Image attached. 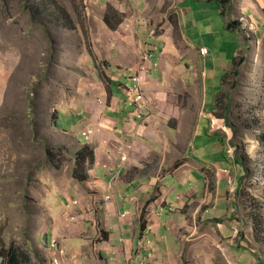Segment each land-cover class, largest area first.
I'll list each match as a JSON object with an SVG mask.
<instances>
[{
    "label": "rangeland",
    "instance_id": "obj_1",
    "mask_svg": "<svg viewBox=\"0 0 264 264\" xmlns=\"http://www.w3.org/2000/svg\"><path fill=\"white\" fill-rule=\"evenodd\" d=\"M135 1L0 0V245L16 247L20 259L28 264H49L48 259L55 255L66 259V255L74 253L64 242L76 234L77 227L86 230L78 232V237L86 236L94 229L93 240L99 241L98 245L113 241L112 238L103 240L110 225L99 210L101 203L98 199L104 188L94 180L97 179L95 174L89 172L96 157L94 145L88 138L83 145L75 139L71 143L53 129L55 111L70 100L69 92L73 88L84 85L87 79L90 82V79L107 77L102 74V66L110 63L111 59L106 57L121 43L117 27L112 24L115 28L112 29L102 18V14L108 11L112 23L123 20L125 30L120 34H124L127 47L120 48V51L125 54L130 50L136 59L141 55L140 64L151 59L152 54L148 50L144 53L145 42L141 41L142 36L135 30L134 23L144 25L145 22L153 36L162 35L165 40L159 52L164 62L162 67L166 70L162 81L167 82L163 106L167 113L172 111L178 117L180 125L175 136L180 143L172 157L167 149L166 161H161L164 162L162 172L169 164L178 166L189 157L188 161L203 168L192 170L189 180L194 184L197 178L203 179L205 173L210 174L213 166L222 183L217 188L220 200L211 213L214 216L211 226L202 220L204 202L201 201L198 202V206L202 205L199 211L180 212L172 219L181 247L175 264H244L254 260L252 257H257L256 264H264V144L259 140L261 131H264V0L259 1L258 7L259 38L248 31L253 25L248 17L249 43L246 47L248 41L244 42L238 52V58H244V62L239 66V75L234 74L236 66L232 67L227 82L221 85V98L218 94L215 98L220 105L215 107L206 104L208 93L202 87L201 75L198 84L185 88L181 71L178 73L182 65L186 66L188 55L195 53L185 45L184 39H189L193 31L199 32L198 28L183 25L181 35L171 26L176 11L181 13L176 5L178 0H138L142 3L140 9L131 6ZM107 2H113L122 10L112 9L110 5L111 9L108 5L105 7ZM244 7L250 10L242 0H227L221 14L238 11L237 17L243 21L246 19L239 11ZM208 42L213 48L212 41ZM169 43L178 46L182 65L173 59ZM236 47L238 44L233 46ZM105 60H108L106 64ZM157 65V62L153 63V66ZM232 83L236 86L233 87ZM140 88L139 83L122 86L126 98L135 100L141 94L139 101L144 103ZM226 102L230 106L228 124H224L222 117ZM199 113L204 114L200 121ZM66 114L70 115V112L64 106L57 123L63 130L71 119H76V116L71 118ZM85 132L83 134L87 135L91 131ZM71 135H74L72 131ZM142 143L145 148L139 145L142 156L136 159L154 161L152 153L147 155L149 142L145 137ZM188 145L190 151L186 153ZM120 157L122 164L127 162L125 166H131L130 156L129 159L127 154ZM116 161L105 160L103 166L111 170ZM172 179L175 180L170 175L168 181ZM230 180L234 186L242 181V186L234 190L236 194L233 195ZM198 195L201 196V192ZM101 197L110 200L112 194L106 191ZM213 198L215 196L210 200ZM251 201L258 210L256 219L250 214ZM229 209L232 213L225 215ZM245 210H248L247 215ZM193 221L194 224H190ZM217 221L223 222L228 232L235 227L229 237L223 238L222 232H216ZM239 221L244 224L240 226ZM233 234L236 235L232 239L234 251L228 242ZM47 237L51 239L50 248L53 242L57 250L46 249ZM219 237L222 238L219 240ZM145 243L154 246L151 239L140 244ZM63 250L70 253H63ZM152 254L149 260L153 264L165 262L164 255L159 258L155 249ZM76 264L81 262L77 260Z\"/></svg>",
    "mask_w": 264,
    "mask_h": 264
},
{
    "label": "crops",
    "instance_id": "obj_2",
    "mask_svg": "<svg viewBox=\"0 0 264 264\" xmlns=\"http://www.w3.org/2000/svg\"><path fill=\"white\" fill-rule=\"evenodd\" d=\"M242 1L250 8V10H247V7L240 8L242 10L239 12L246 19L243 21L237 17L238 11L231 10L230 14L222 15L223 5H221L220 0H178L176 4L181 13L178 10L176 11L177 19L175 18L174 25L171 26L175 27V30L179 31L181 35L183 34V25L199 30V32L193 31V35L189 39H184L185 45L195 51L193 55H188L190 56L189 60L186 58V68L181 64L178 46L169 43L174 54L173 59L182 65L178 73L181 71L180 76L187 86L185 88H192L194 84H198L201 75L202 87L208 93L206 104L213 107H215L217 94L222 91L220 90L221 85L228 80L225 75L229 74L234 66L233 58L237 57L241 46L244 42H247L246 38L249 37L247 32L249 27L248 17L252 19L250 22L253 24L248 31L253 32L259 38L258 7L260 0ZM107 5H110L112 9L122 10L113 2H107L105 7ZM131 6L140 9L142 3L137 0L131 3ZM105 13L106 11L102 14L103 19ZM232 20H237V27H233L235 24L232 27L228 26L229 21ZM199 23L202 26H199ZM112 24L117 27L116 31H118L121 43H118V46L116 45V53L113 52L106 57L108 60L111 59L110 63L107 66H102V74L107 77L101 76L100 78L90 79V82H87V79L84 85L73 88L69 92L70 100L66 104H61L58 110L55 111L56 117L53 129L71 143L75 139L83 145L87 141L86 138H88L89 142L94 145L96 157L93 160L91 169L89 168V172L95 174L94 176L97 179L94 180L103 185L105 190H102V196L106 191L112 194L110 200H103L101 195L98 200L101 203L99 207L101 216L104 218L105 215V218L107 217L109 220L108 224H110L109 228L106 229L107 233H104L103 240L108 241L112 238L113 241L98 245L100 242L93 240V234L96 232L94 229L90 232L87 230L89 234L86 236L78 237L76 235L78 232L82 233L86 230L77 227L74 231L76 234L71 235L69 239H65L64 243L73 249L71 253L74 252L78 255L81 264H153L149 260V256L152 257L153 254L151 255V253L154 249L159 258L164 255L165 262L163 264H175L181 247L179 237L175 234L176 229L173 228L175 225H173L172 219L176 218L177 215L179 216L180 212L183 214L189 210L192 212L199 211L202 205L198 206V202L201 201L204 202V219H201L211 226L213 224L211 220L214 218L211 213L216 202L220 200L217 188L218 186L220 188L222 183L218 179V170L216 171V167L213 166L210 174L206 175L205 173L204 178L199 180L197 178L195 180L196 184H194L192 180H189L192 176V170L201 166L196 162L188 161L189 157H186L182 161L183 163L181 162L182 164L178 166L169 164L170 166L165 168L164 173L162 172L167 149L172 157L176 154V148L180 143L177 135L175 136V130L180 125L179 120L176 119L178 117L168 109L167 113L166 107L163 106L165 102L163 91L167 82L162 81L166 70L162 67L164 62L159 52L165 40L162 35L160 37L153 36L146 27L145 22H143L144 25L132 23L138 34L142 36L141 41L145 42L143 46L144 53L148 50L147 52L152 54L151 59L140 64L141 55L140 57L138 55L136 59L134 52L131 53L129 50L124 54L120 51V48L122 50L127 47V44L123 41L124 34H120L121 30H125L123 20L120 19ZM130 34L134 35L133 33ZM208 40L212 41L213 48H211V42H208ZM168 42H172V40H168ZM237 44L239 47L234 49L233 46ZM202 46L208 48L206 55L199 54ZM214 49H217V51ZM144 53H142V56ZM108 60H105L104 63L106 64ZM137 61L139 62L138 65ZM155 62L158 63L157 66H153ZM91 71H96V68H91ZM126 83L140 84L145 97L144 103L142 101H134L132 104L127 102L126 93L122 89V86ZM101 100H104V102H101ZM64 106L70 112V115L66 114L67 116L71 118L76 116V119L69 121L66 130L57 126ZM161 106L163 109H159ZM138 107H143L141 108L143 112L141 117L135 114ZM206 113L208 114L210 111ZM202 116L204 114L199 113L198 121L201 120ZM87 130L91 132L84 135L83 132ZM71 131L74 134L73 136ZM143 137L149 142L146 146L147 155L152 153L151 159L154 161L148 159L143 162V160L138 161L136 159L142 156L140 148H145L142 143ZM189 151L188 145L186 153ZM117 154L118 156H116ZM126 154L128 159L129 156L131 157L129 160L132 163L131 166L128 165L129 169L125 166L127 162L122 164L120 157ZM161 155L162 157L158 159ZM105 160L107 162L117 160L116 166L112 167L111 170L106 169L103 166L106 163ZM130 169L134 170V173ZM200 169L203 170L202 167ZM128 172L132 174L129 175ZM178 172L183 174H178ZM237 173L240 179L243 180L238 170ZM170 175L175 180L168 181ZM181 175H183V178L180 177ZM138 178L142 179L139 180ZM230 182L231 194H236L234 190H238L242 186V181L236 186H234L233 180H230ZM199 192H201V196L198 195ZM237 194H240V192L238 191ZM96 195L99 194L96 193ZM214 196L215 198L210 200ZM247 212L248 210H245V215H247ZM231 213L229 209V213L227 212L225 215ZM142 222H144V226H142ZM239 222L240 226L244 224L243 221ZM217 223L216 232H222L223 238L229 237L233 232L232 229H235V227H232L231 231L228 232V228L223 222L217 221ZM190 224H194V221ZM246 225L248 226V223ZM50 235L52 236V233ZM235 237L236 235L233 234L229 241L224 239L230 242L229 248L232 246L233 251L235 242L232 239ZM148 239L154 242V246L146 243L140 244ZM50 240L47 237L44 243L47 245V250L51 249ZM252 258L254 260H248L244 264H256L257 257ZM66 261L70 262L69 259ZM48 262L50 264L49 259Z\"/></svg>",
    "mask_w": 264,
    "mask_h": 264
},
{
    "label": "trees",
    "instance_id": "obj_3",
    "mask_svg": "<svg viewBox=\"0 0 264 264\" xmlns=\"http://www.w3.org/2000/svg\"><path fill=\"white\" fill-rule=\"evenodd\" d=\"M220 2H221V5H223L224 6V4H226V2H227V0H220ZM109 9H111V7L109 6ZM104 22L109 26V27H111L112 28V20H111V17L108 15V11L105 13V15H104ZM233 24H235L234 26H233ZM228 26L229 27H237L238 26V23H237V20H232V21H229V23H228ZM249 38V37H248ZM247 39V38H246ZM248 41V40H247ZM248 43H249V41L247 42V43H245V45L244 46H248ZM244 62V58H241V57H239L238 58V55H237V57H234L233 58V64H234V66H236V68H235V70H234V74L235 75H239V71H240V69H239V66L242 64ZM228 75L229 74H227V75H225L226 77H228ZM224 76V77H225ZM225 77V78H226ZM225 82H227V80L225 81ZM224 82V83H225ZM223 83V84H224ZM232 86L233 87H235L236 86V83H232ZM222 92V91H221ZM220 92V93H221ZM219 93V94H220ZM218 94V95H219ZM219 98H221V95H219ZM230 98V97H229ZM229 98H228V101H229ZM218 103V102H217ZM216 102H215V106H219L220 104H217ZM223 107H224V109H223V114H222V117H223V121H224V124H228V117H229V115H230V106H229V102H226V103H224V105H223ZM259 140H260V142L261 143H263L264 144V131H261V133H260V136H259ZM86 150V149H85ZM87 152H89L88 151V148H87V150H86ZM90 155H91V153H90ZM236 158V157H235ZM236 162H238V160H237V158L236 159H234ZM80 162L81 161H79V165H80ZM79 178H81V177H79ZM249 205H251L250 206V214L252 213L253 214V217H255V219L256 218H258L259 217V214H258V210H256L257 208H256V206H255V204H254V201H251L250 202V204ZM252 210V211H251ZM142 226H144V222H142ZM0 254L4 257V264H28V262H26V261H22L21 259H20V256H19V253H18V249L16 248V247H14L13 245H10V246H8L7 248H5V247H2V245H0ZM260 262H262V260H260ZM30 264V263H29Z\"/></svg>",
    "mask_w": 264,
    "mask_h": 264
},
{
    "label": "built area",
    "instance_id": "obj_4",
    "mask_svg": "<svg viewBox=\"0 0 264 264\" xmlns=\"http://www.w3.org/2000/svg\"><path fill=\"white\" fill-rule=\"evenodd\" d=\"M200 52H201V54H203V55H205V54H207L208 53V48L207 47H202L201 49H200ZM141 97H142V95L141 94H139L138 96H137V98L134 100L133 98H131V97H128L127 98V102L129 103V104H132L134 101L135 102H139V99H141ZM138 110H137V112L135 113L137 116H139V117H141L142 116V109H141V107H138L137 108ZM84 133H86L85 131H84ZM51 248L52 249H54V250H57V248L55 247V245H54V243L52 242L51 243ZM63 253H65V252H67V251H65V250H63L62 251ZM151 255H152V253H151ZM59 256H57V255H55L51 260H50V262H51V264H76V261L78 260V255L76 256V254L75 253H73V254H69L68 255V257L65 259V258H63V259H61V257H59ZM70 260L71 262H69V261H66V260ZM0 264H4V260H3V256L0 254Z\"/></svg>",
    "mask_w": 264,
    "mask_h": 264
},
{
    "label": "bare ground",
    "instance_id": "obj_5",
    "mask_svg": "<svg viewBox=\"0 0 264 264\" xmlns=\"http://www.w3.org/2000/svg\"><path fill=\"white\" fill-rule=\"evenodd\" d=\"M203 47H205V46H203ZM201 48H202V47H201ZM201 48H200V49H201ZM205 55H206V54H205ZM76 256H77V255H76ZM70 262H71V261H70Z\"/></svg>",
    "mask_w": 264,
    "mask_h": 264
}]
</instances>
